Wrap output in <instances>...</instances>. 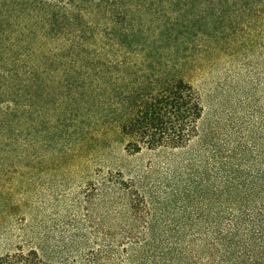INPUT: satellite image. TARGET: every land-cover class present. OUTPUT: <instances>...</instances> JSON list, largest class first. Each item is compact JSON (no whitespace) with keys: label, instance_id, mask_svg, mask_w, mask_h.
<instances>
[{"label":"trees","instance_id":"16d2710c","mask_svg":"<svg viewBox=\"0 0 264 264\" xmlns=\"http://www.w3.org/2000/svg\"><path fill=\"white\" fill-rule=\"evenodd\" d=\"M247 34L264 37V0H0V176L79 166L110 133L162 160L94 172L100 241L66 264H264V135L216 123L208 143L186 78ZM0 264L50 263L19 246Z\"/></svg>","mask_w":264,"mask_h":264},{"label":"rangeland","instance_id":"374dc122","mask_svg":"<svg viewBox=\"0 0 264 264\" xmlns=\"http://www.w3.org/2000/svg\"><path fill=\"white\" fill-rule=\"evenodd\" d=\"M232 42L223 47L214 44L205 54H198L186 74L202 97L199 127L208 143L210 127L216 123L226 135H234L238 127L264 135V37L237 35ZM123 144L110 133L96 154L91 157L90 152L79 166L56 169L44 162L33 174L18 170L0 176V252L23 246L36 249L50 264H66L97 248L100 236L91 234L87 224L88 217L97 221L101 210L95 207L96 200L91 206L86 203L84 195L94 172L100 167L118 168L128 177L150 162L162 161L146 151L128 156ZM79 231L86 235L81 244L60 252Z\"/></svg>","mask_w":264,"mask_h":264}]
</instances>
